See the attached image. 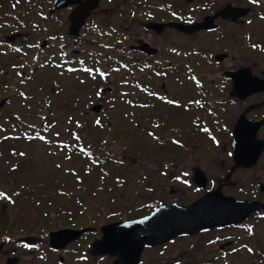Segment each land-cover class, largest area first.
Wrapping results in <instances>:
<instances>
[{
	"label": "rangeland",
	"instance_id": "374dc122",
	"mask_svg": "<svg viewBox=\"0 0 264 264\" xmlns=\"http://www.w3.org/2000/svg\"><path fill=\"white\" fill-rule=\"evenodd\" d=\"M5 1L0 0V4L5 6ZM53 1L46 0L42 13L46 17L39 18L37 14H34L36 24H42L45 27L43 35H41L42 31L39 34L35 31L31 32L29 27H24L21 30L24 34L23 39L21 36L17 37V47L20 51L7 53L4 57H0V96L5 97L7 101L0 113L2 114L0 116V139L2 140H0V189L9 192L19 190L15 199L16 203L12 206L0 202V214L12 222L15 216H19L21 209L25 215L47 213L51 217V228L60 227L61 220L63 227L70 218H75L74 220H78L79 217L87 218L90 223V219L96 217L98 221H93L91 225L100 227L112 221L119 222L128 216L144 214L145 210H139L143 207L145 200L151 196L149 188L152 185L159 193L158 201L166 205L177 203L180 206H189L195 202L197 197L192 192V188H186L173 180L174 176L179 175L182 165L176 166L172 163L173 158L170 152L177 153L183 150L191 153L190 156L193 158H190L185 166L190 172L201 168L204 164L207 176L217 177L216 173L220 174L223 171L219 163L222 160H225V164L228 163L226 152H228L230 140H227L225 135L218 143L210 142L204 134H199V131L197 132L193 127L192 132L196 136L191 135V132L190 136L186 137L189 140L183 141L182 147L174 146L171 138H176V135L183 129L187 121L186 116L189 114L183 113L180 116L175 109L166 107L164 104L159 105L160 102L155 99L147 100V96L131 89V86H134L132 82L141 80L143 86L155 93H164L169 98L180 102L190 100L191 94L196 99H203L205 95L199 94L197 89L191 83L189 84L181 74V77L177 76L179 70H184V64L175 63V66H179L178 70L166 77H151L149 72L124 75L121 72L118 74L111 72L107 62L101 63L100 61L94 67V62L90 59L100 58L96 54L88 55L84 52L81 55L84 60L81 65L64 61L59 56L58 50L49 48L43 51L42 44H46L45 41L49 44L59 43L60 39L56 38L63 36L67 31L65 11L56 12L53 15L48 13ZM103 6H105L104 3L101 6L102 9H104ZM19 9L22 11L23 6ZM98 16L103 18L104 22H101L105 26H107L106 22L111 23V18L104 19L102 15ZM32 26L33 23L30 27ZM90 29V27L83 29L82 36L94 34L92 30L89 31ZM137 33H139L138 30ZM234 34V39H227L223 44L226 46L224 49L230 52L223 69L250 67L255 60L262 61L260 58L264 57L260 52L247 46L244 47L242 43L243 36L249 34L257 43L264 44V38L258 35L255 26L253 30L248 27H239ZM36 40L39 41L35 44ZM165 40L174 41L172 37H166L163 40H152V44L161 45ZM85 49L92 50L93 46H86ZM71 50L72 48L68 47L65 51ZM47 55H50L47 62L43 66L36 67L38 57ZM193 57L191 62L194 63V69L213 92L214 87L219 83V80L215 79V70L207 67L199 68L202 66V61L196 58L198 56ZM96 67L100 72L96 70ZM211 82L214 85H211ZM15 88L17 89L16 94H14ZM106 88L114 89L111 94L105 95L108 99L107 104L105 101H100L102 90ZM123 90L126 91L125 94ZM227 92L223 89L219 90L216 96L222 97L221 100H227L229 96ZM216 96L214 98L210 96L212 99L209 106L215 108L216 115L223 123L228 122L229 119L231 122L234 121L238 113L250 104L247 102L231 105V102H227V104L216 107L213 102V99H217ZM144 102L149 105L142 106ZM92 106H100L103 110L96 113L91 112ZM35 111L38 112L37 118H34ZM206 112L205 108L196 111L194 115L204 118L214 131L212 117H208ZM39 113L42 115L39 116ZM156 116L159 119L156 121L159 125L151 124ZM19 118L25 121L19 123ZM13 120L17 124L10 123L12 125L10 126L8 122H13ZM25 122L28 124L26 125ZM34 124L36 126L42 124L43 128L49 129L48 133L40 139L17 137L18 133L22 132L21 128L27 129L31 135L30 130ZM175 128L177 132L174 131ZM103 129H105L104 133ZM73 131L77 134L76 136L80 134L84 140L86 134L91 132H95L93 142L101 137L108 139L110 152L119 157L122 164L120 168L124 173L117 177L114 172L118 168L116 165L106 164L89 168L90 163L86 159H75L72 156L76 153L72 145ZM97 131L101 132L100 138H96ZM149 132L152 136L148 135ZM4 136H9L6 143L2 138ZM61 144H67L68 148L62 147ZM133 147L142 148V151H134ZM199 156L203 158L200 159ZM167 160L169 162L164 165ZM160 170L167 173L166 177L160 174ZM106 173L110 174L108 178L105 176V181L111 191L103 198L101 194V197L94 196L92 192L95 191L97 182L102 181ZM20 183H32L34 187L39 185L37 191L43 199L38 197L36 204H33L31 197L19 195L23 187ZM36 195L34 193L35 198H37ZM225 195L234 198L235 194L227 190ZM26 199H30L31 204ZM114 214L118 216L114 217ZM256 231L257 234H253L252 238L254 242H264V222H257ZM225 233L226 231L210 233L181 241L173 250L166 249L161 255L158 251L147 252L144 256V264H159L160 262L163 264H196L200 261L214 264H256V259L252 260L250 252L246 249L236 253L222 254L218 243H208L211 238L214 239L215 236H222ZM243 236L248 241L251 239L246 237L247 235L243 234ZM248 241L247 244H249ZM263 262L258 261V264ZM105 264L108 263L105 262Z\"/></svg>",
	"mask_w": 264,
	"mask_h": 264
},
{
	"label": "flooded vegetation",
	"instance_id": "af4514ba",
	"mask_svg": "<svg viewBox=\"0 0 264 264\" xmlns=\"http://www.w3.org/2000/svg\"><path fill=\"white\" fill-rule=\"evenodd\" d=\"M20 1L24 0H6L4 3L5 6L0 4V35H3L0 36V57H4L7 53H18L20 51V48L17 47V37L21 36L23 39L24 34L21 30L24 27H29L31 32L35 31L40 34V31H42L41 35L44 33V25H37L34 20V14H37L39 18L42 16L46 17L45 14L43 15L38 12L42 9L37 7L35 9L30 6V3H27L23 10L20 11ZM97 1V7L89 12L77 36H71L69 34L68 18L72 11L79 5H70L56 11H65L67 13V31L64 32L63 36L56 38L60 39L59 43L49 44L48 41H45L46 44L44 43L45 47L42 50L49 45L51 47L54 46L52 50H58L59 56L64 61L75 62L81 65L84 62L83 58H81L84 52L88 55L96 54L100 58L90 59L94 62V67L100 61L101 63L107 62L111 72L117 74L121 72L124 75L149 72V76L151 77H166L169 74L176 73L178 70L177 67L179 66H175V63L184 64V70H179L177 76L181 77L182 75L185 80H188L187 82L189 84L191 83L197 89L199 94L205 95L203 99H196L191 94L190 100L180 102L179 100L169 98L164 93H155L150 88L143 86L141 80L132 82L134 86H131V89L147 96V100L155 99L160 102L159 105L164 104L166 107L175 109L180 116L183 113L189 114L186 116L187 121L183 129L176 135V138H171V143L174 146L182 147L183 141L189 140L186 137L190 136L193 127L196 128L197 132L199 131V134H204L210 142L218 143L226 135L227 140H230V144L228 152H226L228 156L226 160H228V163L225 164V160L219 163L223 171L220 174L216 173L218 175L217 177L207 176L205 172L206 167L203 166L204 164L201 168H196L190 172L189 168L185 166H187L186 164L189 159L193 158L190 156L192 155L191 153H186L183 150L177 153L170 152L173 158L172 163L176 166L182 165L179 169V175L174 176L173 180L186 188H192V192L196 194L197 200L206 194L216 191H219L225 197L233 198L232 196L225 195V192L229 190L235 194L233 199L259 203L263 208L250 213L239 223L215 227L210 231L191 236L175 237L161 243L145 246L139 255H137L138 257H136L135 250H129L126 253L131 254L132 257L128 261L124 259L125 263L120 262L118 255L114 254L115 249L111 250L112 245L109 242H102V228L115 223L143 219L148 217L160 206L169 207L177 204L172 203L166 205L158 201L159 193H157V188L154 185L150 187L151 196L149 198L151 201L146 202L150 200L146 199L144 204H142L143 207L139 210H145L146 212L144 214H136L133 217L128 216L119 222L112 221L113 223L110 222L100 227L91 225L93 221H98L96 217L91 218L90 223L87 221V218L79 217L77 218L78 220L70 218L67 220L69 223L66 221V225L63 227V221L61 220L59 222L60 227L56 226L55 228H51V217L49 214L36 213L35 215L34 213L25 215L21 209L19 211L21 213L18 214L19 216H15L12 222H9L7 218L0 214V264H105V262L108 264H144V256L147 252L158 251V254L161 255L166 249L173 250L181 241L191 240L200 235L225 231L226 233L224 235H217L214 239L211 238L208 243H218L219 251L222 254L227 252L236 253L246 249L250 252L252 260L254 259L255 261L256 259V264H258V261L263 262L264 242H254L252 238L253 234H257V222H264V89L257 91V87L254 89L252 86L250 87L252 92L244 99L232 97L230 95L232 80L227 74L246 70L252 79L264 82V58H260L262 61L255 60L250 67L241 66L225 70L223 69V65L230 52L224 49L226 46L223 44L227 39H234V31L239 27H248L253 30L255 26L258 30V35L264 38V0ZM81 2H84V0ZM103 3L106 6H103L104 9L101 8ZM48 13L49 15H53L49 11ZM98 15H102L104 19L111 18V23L106 22L107 26H105L101 22L103 18ZM32 23L33 26L30 27ZM86 27H90L91 29L89 31L92 30L94 34L88 36L84 34L82 36L83 29L85 30ZM137 30L142 34L137 33ZM166 37H172L174 41L165 40L161 45L152 44V40H163ZM38 41H34L35 44ZM68 41L71 42L68 43ZM251 41H254V43H251ZM242 43L244 47L247 46L253 50H257L264 57V44L257 43L249 34L243 36ZM25 45L28 46V43L25 42ZM89 45L93 46L92 50L85 49ZM68 47L72 48V50L66 52L65 50ZM79 48H83L84 50ZM193 56H198L196 58L202 61V66L199 68L207 67L215 70V79L217 78L219 83L214 87L213 92L208 88L207 82L201 77L203 79L202 81L199 74H197L198 72L194 69V63L192 64L191 62L194 59ZM49 57L50 55L43 56L42 59L48 60ZM197 62L199 63V61ZM97 69L98 67H96ZM101 77L104 78L102 75ZM211 85H214V83L211 82ZM222 89L226 92L228 91L229 93H227L231 98L228 96L227 100H221L222 97L216 96V92ZM113 91L114 89L112 88L102 90L100 101H105L107 104L108 99L105 98V95L108 93L111 94ZM123 91L125 94L126 91ZM16 93L17 89L15 88L14 94ZM30 95L33 97L32 93ZM210 96L213 98L215 96L217 97V99H213L216 107L227 104V102H231V105L239 103L245 104L247 102H250V104L242 112L238 113L234 121L231 122L229 119L228 122L223 123L216 115L215 108L209 106V102L212 99ZM5 101L6 98L0 96V113L7 102ZM146 102L142 106L149 105ZM47 105L45 107H48ZM97 107L99 108L98 111L103 110L100 106H92L91 112L94 111L96 113L95 109ZM205 108L208 114L207 116L212 117V126L215 132L210 127V123L208 125L204 118L194 115L196 111L204 110ZM28 113L30 116L31 112L29 111ZM157 120L159 119L156 116L151 124L156 123L159 125V122H156ZM239 120L243 122L239 133L241 135L237 139V142L234 143V128ZM14 121H9L8 123L17 124ZM24 121L22 118L18 119L19 123H23ZM11 124L10 126H12ZM25 124L27 125L28 123L25 122ZM46 131L48 132L47 128H45L44 133ZM174 131L177 132V129L175 128ZM192 134L196 136L194 132ZM148 135L152 136V133L149 132ZM4 137L7 140L9 136ZM77 137L81 138L80 134ZM28 138L32 140L42 137L33 135L27 138L25 137V139ZM11 139L14 138L11 137ZM259 149L257 159L252 161ZM198 158L202 159L203 157L199 156ZM168 162L167 160L164 165ZM160 174L163 177L167 175L166 172L161 170ZM195 181H203L204 187H200ZM20 185L23 187L19 195L31 197L33 204H36L35 202L39 198L43 199L37 191L39 185L35 187L32 183H20ZM17 191L19 190L15 189L9 192L0 189V193L3 194L0 196V202H4L6 205L11 204L12 206L16 203ZM34 193L37 194V198L34 197ZM31 200L26 199L30 204ZM24 204L26 205V203ZM35 211L37 212V208ZM115 216L118 215L114 214ZM61 230H71L80 232V234L75 237L72 235L68 237V240L66 238L58 242H53L54 245H51V234ZM243 234L251 239L248 241ZM241 239L242 242L240 243ZM247 241L249 244H247ZM256 255H260V257L257 258ZM103 261L104 263H102ZM159 264L163 263L160 262ZM196 264L214 263L200 261ZM260 264H264V262Z\"/></svg>",
	"mask_w": 264,
	"mask_h": 264
},
{
	"label": "water",
	"instance_id": "95a60500",
	"mask_svg": "<svg viewBox=\"0 0 264 264\" xmlns=\"http://www.w3.org/2000/svg\"><path fill=\"white\" fill-rule=\"evenodd\" d=\"M54 0L50 9L53 14L60 9L78 4L79 6L69 15V34L77 36L78 31L90 11L98 5L97 0ZM45 44H42L44 47ZM232 80L230 95L239 99L247 97L254 87L257 91L264 89V82L252 79L246 70L227 74ZM261 82V83H260ZM247 89V90H246ZM245 90V91H244ZM247 91V92H246ZM99 108L95 109L98 112ZM242 121H238L234 128V143L241 134ZM254 155L255 161L259 155V150ZM236 161V159H235ZM243 161V160H242ZM200 187H204L203 181H195ZM263 208L259 203L237 201L231 197H225L219 191L206 194L193 204L183 207L173 204L169 207L160 206L148 217L130 221L107 225L102 228L103 241L112 245L114 254L118 255L120 262L125 263L132 255L126 253L129 250L136 251V257L145 246H151L164 242L168 239L181 236H191L197 233L210 231L215 227H223L243 221L250 213ZM80 232L71 230H61L51 234V245L53 242L68 240V237L79 235ZM110 238V239H109ZM127 240V241H126ZM136 240V241H135ZM134 242V243H133ZM133 245H135L133 247ZM128 249V250H127ZM119 263V261H118Z\"/></svg>",
	"mask_w": 264,
	"mask_h": 264
},
{
	"label": "trees",
	"instance_id": "16d2710c",
	"mask_svg": "<svg viewBox=\"0 0 264 264\" xmlns=\"http://www.w3.org/2000/svg\"><path fill=\"white\" fill-rule=\"evenodd\" d=\"M20 2L21 3H19V6H23V8L25 7V5L27 3L28 4L30 3V6L34 7L35 9H36V7L42 9L41 11H38L41 14L43 13V8L46 4V0H40V3H38V0H24V1H20ZM41 3H43V4H41ZM53 47H51V45H49L44 50L49 49V48H51V50H52ZM55 48H57V47H55ZM46 62H47V60H44V59H42V57H39L35 66L36 67L43 66ZM37 113L38 112L35 111L34 118H37V116H36ZM41 115L42 114L39 113V116H41ZM97 128H98V126H97ZM44 130H45V128H43L42 124H41V126H38V125L36 126L34 124V127L30 131H32L31 135H33V136L43 137V135L48 133L47 131H46V133H44ZM21 131H22L21 133H18V136H17L18 138H21L22 136L23 137L30 136L27 129L24 130V128H21ZM48 131H49V129H48ZM104 131H105V129H103V133H104ZM164 132H167V131L164 130ZM97 133H98V136H96V138H100L101 132L97 131ZM72 134L74 136L73 141H72V145H73L74 150L76 152L74 155L72 154V156L75 159L76 158L77 159H82V158L86 159L90 163L89 168H91L93 166L100 167L103 165L105 166L106 164L107 165L113 164V165L118 166V168L115 169V171H114L116 176L122 175L124 173V172H122V169L120 168L122 165L121 160L119 159L118 156H116V154H113L112 152H110L108 139H106L105 137H101L98 141L93 142V139L95 138V132L94 133L91 132V133L86 134L85 140L83 139V137L82 138L77 137L76 136L77 134L74 131L72 132ZM18 138H16V139H18ZM161 138H163V137H161ZM157 140H158V138H157ZM5 141H6V139L4 140V142ZM111 141H113V140H111ZM162 142L164 144V141H162ZM61 146L68 148L67 144H61ZM161 146H164V145H161ZM126 147L127 146H125V148ZM128 148L129 147H127V149ZM133 150L134 151H137V150L142 151V148L138 149L136 147H133ZM12 151H13V149H12ZM73 173H75V172H73ZM105 176L108 178L110 176V174H108V173L104 174V176H103L104 178L102 179V181L97 182L98 185L95 187V189H94L95 191L92 192L94 194V196H100L101 197V195H102V198H103V196L105 194H107L109 191H111V189L106 184V181H105L106 177ZM117 177H119V176H117ZM148 199H150V198H148ZM148 201H151V199L147 200L146 202H148ZM88 208H90V207H88Z\"/></svg>",
	"mask_w": 264,
	"mask_h": 264
},
{
	"label": "snow or ice",
	"instance_id": "6c2138e0",
	"mask_svg": "<svg viewBox=\"0 0 264 264\" xmlns=\"http://www.w3.org/2000/svg\"><path fill=\"white\" fill-rule=\"evenodd\" d=\"M3 194L2 193H0V196H2Z\"/></svg>",
	"mask_w": 264,
	"mask_h": 264
},
{
	"label": "bare ground",
	"instance_id": "6f19581e",
	"mask_svg": "<svg viewBox=\"0 0 264 264\" xmlns=\"http://www.w3.org/2000/svg\"><path fill=\"white\" fill-rule=\"evenodd\" d=\"M5 139V137H3Z\"/></svg>",
	"mask_w": 264,
	"mask_h": 264
}]
</instances>
